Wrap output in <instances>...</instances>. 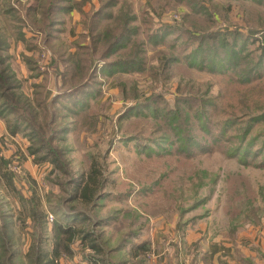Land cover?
Returning a JSON list of instances; mask_svg holds the SVG:
<instances>
[{"label":"rangeland","instance_id":"obj_1","mask_svg":"<svg viewBox=\"0 0 264 264\" xmlns=\"http://www.w3.org/2000/svg\"><path fill=\"white\" fill-rule=\"evenodd\" d=\"M125 1L119 0L122 6L130 7L142 27L153 25L146 4L148 0H127V5H123ZM165 1L170 9L163 7ZM202 1L208 5L209 13L220 21L214 27L211 24L206 26L205 20L185 19L183 12L187 8L184 5L178 7L175 0L151 3L157 8L155 16L151 15L154 20L181 28L178 34H169L158 44L164 46L160 52L155 49L156 52L151 51L148 58L145 57L154 61V76L117 71L113 76L118 80H109L108 74L101 73L107 63L98 61L91 54L90 67L98 65V80L106 81H103L104 93L97 100V106L105 103L103 113L107 115L93 117L98 124L97 130L79 132L73 123L69 125L70 131L59 134L53 145L42 137L32 140L38 146L51 145L59 152L60 169L51 162L38 163L29 155V126L22 133L10 132V126L19 120V111L24 116V110H19V105L24 106V94L31 98L33 84L43 81L44 72L51 70L49 62L53 52L45 47L42 29H37L29 20L41 25L47 23V18L40 13L44 0H0V106L8 102L19 110L8 111L7 117H0V264H35L36 246L53 259L54 248H58L59 256L54 264H107V261L109 264H240L233 248L234 236L241 254L250 258L253 264H264V167L245 165L242 159L229 158L225 152L226 142L222 140L205 154L193 152L194 143H191L189 150L196 154L192 159H186L185 153H178L174 141L157 146L163 135L175 139L176 132L166 127L165 120L153 116L156 110L141 105L133 111L138 104L147 105L145 102L155 94H165L167 99L156 104L164 111L175 106L178 96L186 95L204 99L208 115L228 102L231 106H225L228 112L256 115L264 109L260 103L251 105L249 101L262 98L259 90L252 91L254 85L241 83L243 86H236V80L241 81L244 75L228 65V54L223 51L226 49L221 50L223 46L233 49L236 46L235 52L246 56L240 62L243 67L262 57L263 62L257 71L264 74V22L261 27L250 30L252 34L256 33L251 37L238 18L240 6L252 1ZM105 2L67 0L66 3L80 5L93 16L100 12ZM32 5H36V9L31 11ZM227 7L235 10L226 11ZM74 11V15L60 12L64 24L59 28L58 36L66 43H73L83 33L76 21L79 11ZM104 17V14H98L97 18ZM182 27L197 31L214 28L226 31L228 35L222 41L197 40L196 32L193 31V36L187 32L189 30L182 31ZM32 42L36 46L31 48ZM75 50L71 47L72 52ZM25 58L34 66L27 64ZM176 58L179 62L173 65L170 62L165 71L168 75L163 74L166 62L176 61ZM221 59L226 60L228 68L219 67L212 71L211 66H215L212 61L219 63ZM58 65L57 74L64 70V66ZM31 68L38 69L36 73L41 72V75L33 77ZM185 73L188 76L182 79L179 74ZM53 78L51 72V80ZM4 84H19L20 92L10 93L9 85ZM122 84L127 90L126 95L121 92ZM234 87L237 93L234 98L233 95L230 98L224 96L227 89ZM56 91L53 85L48 88V95L53 96ZM13 94H16L15 98ZM191 101L192 106L187 103L184 111L188 110L192 115L201 105L193 98ZM240 102L248 104L249 108L240 107ZM74 107L78 110L77 106ZM35 115V110H29L25 116L31 119ZM85 116H71V119L80 122ZM218 117L211 116L212 121ZM88 118L91 117H86L83 122ZM221 118L224 120L225 117ZM59 122V128L68 126ZM32 124L47 136L40 122ZM198 125L190 122L182 126L187 128L190 136L211 144L208 133ZM21 126L24 128V121ZM262 129L264 121L253 128ZM149 146L153 150L151 154L147 153ZM2 160L9 161L8 171ZM92 163L99 170L97 180L104 182L95 201H86L81 194L89 181ZM9 171L15 174L12 184L6 177ZM241 178H246L251 186L244 192L241 190L245 185L238 180ZM233 182L239 187L240 195L228 193L233 189ZM229 199L233 204L231 208H228ZM70 229L76 234L68 241ZM123 238H126L125 242L119 246ZM91 242L101 248V253L91 247ZM143 244L150 248L148 253L139 247Z\"/></svg>","mask_w":264,"mask_h":264},{"label":"trees","instance_id":"obj_2","mask_svg":"<svg viewBox=\"0 0 264 264\" xmlns=\"http://www.w3.org/2000/svg\"><path fill=\"white\" fill-rule=\"evenodd\" d=\"M46 1L48 3H45ZM250 1L252 2H250L249 5L243 4L240 6L238 18L242 22V24L247 27L246 32L251 34V37H253L252 35L255 36L256 33L252 34L250 30L261 27L264 22V0ZM66 2L67 0H44V2L40 6V13L42 14V16L44 15L47 18V23L45 25L38 24L35 20L29 19L37 29H42L41 34H44V40L47 44V46L45 47L46 49L48 48L53 52V57L51 56L49 62V67L51 70L44 72V80L33 84L32 97L30 98L24 94V106L19 105V110H24V116L22 115L21 111H19L15 107V105L7 104L8 102H5V104H2V106H0L1 118L7 117L8 111H19V120H16L10 126V132L12 134L22 133L23 129L25 130L27 126H29V128L31 129V133L29 135L27 134L31 140V144L27 147L29 155L33 156L35 161H37L38 163L51 162L57 168L60 167V169L62 166V162L59 152L51 145L48 146L46 144H41L40 146H38V144H35L32 140L42 137L45 138V141H48L49 144L52 143L53 145V142L56 141V138L59 136V134H66L70 131L71 127H69V125L73 123L75 124V126H78L79 132L89 133L97 130L98 124L95 123L93 117L107 115L106 113H103V110L105 109V103L97 106V100L101 99V97L103 96V83H106V81L103 80V82L102 80H98V65L94 67L95 69L90 67L91 54L98 61L104 60L107 63V65L102 68L101 73L104 72L108 74L109 80L111 78H116L113 75L117 71L126 73L133 72L138 74L146 73L147 75L154 76L156 69V66L153 63L154 61L150 58L146 60L145 57L148 58V56L151 54V51L156 52L157 50V52H160L164 46L161 47L158 46V44L161 41L163 42V40L167 39L169 34H178L181 31V28H174L166 24H161L157 22L156 19L154 20L151 17V15L155 16V13L157 11V8L155 7V3L157 2V0L156 2L155 0H148V3H146L149 11V17L154 21L155 24L150 19L153 25L143 27L138 22V18L130 10V7L122 6L119 0H106L104 4L102 3L101 8L99 9L100 12L96 13L93 16L92 14H89L91 13V11L86 12L80 5L69 6ZM153 2L155 3L151 4ZM175 2L178 7H182L184 5L185 8H187V10L183 12L185 13V19L190 18L191 20H195L198 22L205 20L206 26L211 24L213 27L214 25L220 23L216 16L209 13L210 9L208 5L202 0H175ZM162 4L164 5L163 7H165V9H170L168 8L170 5L166 1ZM123 5H127V0L123 2ZM30 7L31 11L36 9L34 8L36 7V5H32ZM76 9L79 11V19L77 20V24L83 30V33L80 35L79 39L73 41V43H66L65 41H62L58 36L59 32H61L59 28L64 24V20L61 18L63 17V15L60 14V12L70 14ZM146 9L147 8H145L144 11ZM227 9L232 8L227 7L226 11ZM234 10L235 8L233 7L232 12ZM145 13H148L147 10L145 11ZM98 14H104V19H98ZM220 20L222 22L226 21L222 17L220 18ZM151 21L148 24H151ZM137 22L139 24H137ZM226 27L229 26L226 25ZM185 30L189 29L182 27V31ZM193 31L196 32L195 36H198L197 40L214 39L222 41V39H224L226 35H228L226 31L222 32L221 30H214V28L212 30L203 28L201 31L190 29L187 32L192 33L193 35ZM86 38H88L89 41H87ZM32 43L33 45L31 44V48L36 46L34 42ZM221 43L224 44V42ZM71 47H75L76 50L72 52ZM222 48L226 49L223 51L228 54V65L230 64L232 69H234L238 73H241V75H244V78H242L241 81L238 80L239 82H237L236 80V83H238L236 84V86L238 87L239 85H241V83L244 85H254L252 87V91L259 90L258 92L262 98L260 100L249 101L251 102V105H253L254 103H260L263 108L264 74L262 75L257 71L258 66H260L263 62V58H256L253 60L252 64L243 67L240 65V62L246 56L244 54L240 55L235 52V50H237L236 46L234 49L231 48V46H223L221 47V50ZM27 59L28 58H25L27 64H29L31 67L34 66L33 62L29 59L28 60L31 62H28ZM170 62H172L173 65V63L179 61L177 58L176 61H167L164 72L166 71ZM227 62L225 59H221L219 63L212 61V64H214L215 66H211V70H217L219 67L220 69L225 67L228 68V65H226ZM58 64L64 66V70L60 71L59 74L56 73V69L57 67H59ZM170 69H172V66ZM31 70L34 71V74H32L33 77L41 75V72L36 73L38 69L31 68ZM51 72L52 76H55L53 80H51ZM163 74L168 75V73L166 72ZM179 76H181L182 79H185L188 75L185 73L179 74ZM245 76L247 78H245ZM117 77L122 76L117 75ZM10 79L11 78H8V80ZM116 79L118 80V78ZM228 79H230V81L232 80V78ZM54 80L56 83L57 91L55 95L51 96L48 95V88L51 86L52 81ZM4 85L6 87H8L9 85L10 93L20 92V86H18L19 84ZM1 87L2 86H0V89ZM120 89L124 95L127 94V90H125L124 84L120 86ZM136 92L138 93V90H136ZM235 92L236 87H234V89H227L224 96H228L230 98L231 95H233L234 98L237 94ZM15 95L16 94H13L12 96H14L15 98ZM191 98L195 99L197 103L201 105V108H197L192 115L188 110L187 112L184 111V107L187 106V103L189 104V106H192ZM166 99L167 98L165 94H155L145 102L148 103L147 105L138 104V106L133 109V111H136L141 105H145L154 111L156 110V114L153 116L163 119V121L165 120L164 124L166 125V127L168 128L169 126L173 131L176 132L175 139H172L168 134L163 135L160 138L159 145H157L158 147H161L162 144H165L167 142L173 143L172 141H174L177 145L178 153L183 152L186 154V156H184L186 159H192L196 153L205 154L211 152L215 145L217 143H220L222 140L223 142H226L225 152L227 153L229 158L236 157L242 159L245 165L260 164L261 167H264V130H253V128L255 129L259 122L264 121V109H261V111L256 115H249L244 113L240 114L241 111L236 112L229 110L228 112V109L225 107L226 105L230 106V102H228L226 105H222V107H217L216 109H214L212 111L213 114L208 115V113L204 109V99L194 95H186L178 96L175 99V102H177L175 106L167 108L165 111L160 110L156 104L159 102H163ZM239 105L246 110L249 108L248 104L244 102H240ZM74 106H77L78 110H76ZM12 108H14V110ZM37 109L42 110L44 113L42 112L43 114H40ZM58 109H62L61 113L55 112ZM29 110H35L36 115L31 119H26ZM245 113H247V111ZM41 115H43V117H41ZM77 115H80V117L86 115L85 118L88 116H90L91 118H88L86 122H83L85 118L80 122L71 119V116L75 117ZM215 115L219 117L215 122H213L211 116L213 117ZM221 117H225L223 118L224 120H221ZM59 120L65 122L68 126H61L59 128ZM23 121L24 128L21 126V123ZM35 122L41 123L43 129L48 133L47 136L42 135L43 133H41V130L38 126H33L34 124L32 123ZM190 122H192L193 124H199V128L202 131L208 133V138L211 139V144H207L208 142H203L201 140H198L197 137H193L188 134L187 128H183L182 125H188ZM212 124L214 126L213 128ZM61 128L63 130H61L60 132ZM191 143H194V147L192 149L193 152H196L194 155L193 152L189 150ZM147 149V153L151 154V152L153 151L152 148L149 146ZM188 152L190 153L188 154ZM1 163L3 164V167L8 171L9 161L2 160ZM90 172L91 173L89 181L86 182L81 195L84 199H86V201H95V198L97 196L96 193L102 187V182H104V180H102L101 183L97 180V174L99 173V170L96 164L92 163ZM9 173L10 174L6 172V177L11 182L10 184H12L13 180L15 179V174L13 175V173H11L10 171ZM238 180H240V182L245 185L243 187L245 189L241 190L242 192H244L246 188L248 189L249 187H251L248 185L249 182L246 178H241ZM232 186L233 189L228 191V193L231 192L236 195H240L241 191L237 190L239 189V187L235 186L234 182L232 183ZM232 206L233 204L231 202V199H229L228 208H231ZM226 212L228 213V210H226ZM70 230L71 232L68 233L67 237L68 241H71L74 237V234H76L74 230ZM235 238V236L234 238H232V243L240 264H253L254 262L250 258H247L243 254H241V251L237 245V240ZM125 239L126 238H123L121 240L119 246H122L124 244ZM91 245V247L96 252L101 253V248L97 246L95 242H91ZM139 247H141L145 253L149 252L150 248H148L146 244H143ZM34 251L36 254L35 264H54L56 257L59 256L58 248H54V259L48 258V253L46 254V252H44L37 246L35 247ZM206 259L209 260L208 257H206ZM106 263L109 264V261H107Z\"/></svg>","mask_w":264,"mask_h":264},{"label":"crops","instance_id":"obj_3","mask_svg":"<svg viewBox=\"0 0 264 264\" xmlns=\"http://www.w3.org/2000/svg\"><path fill=\"white\" fill-rule=\"evenodd\" d=\"M74 12H75V11L71 12L70 14H71V15H74ZM78 19H79V16H78ZM78 19H77V20H78ZM77 20H76V21H77ZM53 85H54V88H56V83H55V82H53V83L51 84L50 88H51ZM50 90H51V89H50ZM53 93H54V92H53ZM53 93H52V95H53ZM55 93H56V92H55ZM104 97H105V96H104ZM104 97H103V98H104ZM103 98H102V99H103ZM103 100H104V99H103Z\"/></svg>","mask_w":264,"mask_h":264},{"label":"built area","instance_id":"obj_4","mask_svg":"<svg viewBox=\"0 0 264 264\" xmlns=\"http://www.w3.org/2000/svg\"><path fill=\"white\" fill-rule=\"evenodd\" d=\"M49 216H50L51 220H53V215H52V214H50Z\"/></svg>","mask_w":264,"mask_h":264}]
</instances>
